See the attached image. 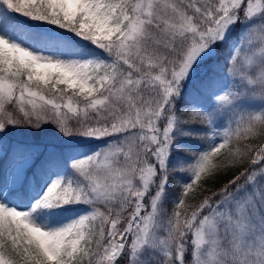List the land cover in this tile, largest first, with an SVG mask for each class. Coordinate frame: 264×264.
<instances>
[{
    "label": "snow or ice",
    "instance_id": "snow-or-ice-1",
    "mask_svg": "<svg viewBox=\"0 0 264 264\" xmlns=\"http://www.w3.org/2000/svg\"><path fill=\"white\" fill-rule=\"evenodd\" d=\"M260 132L264 0H0V264H264V145L184 199Z\"/></svg>",
    "mask_w": 264,
    "mask_h": 264
},
{
    "label": "trees",
    "instance_id": "trees-1",
    "mask_svg": "<svg viewBox=\"0 0 264 264\" xmlns=\"http://www.w3.org/2000/svg\"><path fill=\"white\" fill-rule=\"evenodd\" d=\"M17 18L19 17V14H14ZM7 110L12 112L14 115H18L15 107L12 105L7 106ZM184 118H189L187 113L184 114ZM74 123V121H73ZM52 125H45L42 130L37 131L36 129H28L26 126L18 129H11L8 131V135H14L17 137H30L35 138L37 137L41 132L48 130L52 128ZM259 146L264 145V132H260L255 136H241L239 139H236L235 137L230 142L228 149H222L221 153L214 158V163L220 165L221 167L217 169V172L215 175L211 176L210 178H204L202 179L197 186H195L192 190L189 191V194L184 197L185 199V205L187 206V210L190 212L194 210L195 205H197L203 196L211 195L212 192L216 191L218 188H220L223 184L227 183L228 180H230L235 174H237L239 171H242L243 168L248 167L247 157H251L254 155V152H248L245 157V162L243 164H233L232 160L235 159V157L229 155V150L232 152H235L237 149H240L243 151L247 146ZM3 153H0V156ZM12 160L10 154H6L5 160L0 163L1 168H3L4 163L6 160ZM180 179L179 176L173 177L172 182H175V180ZM178 189H170V192L175 193L178 192ZM174 205L172 203H165V208L171 212L173 210ZM183 211V209H180Z\"/></svg>",
    "mask_w": 264,
    "mask_h": 264
},
{
    "label": "rangeland",
    "instance_id": "rangeland-1",
    "mask_svg": "<svg viewBox=\"0 0 264 264\" xmlns=\"http://www.w3.org/2000/svg\"><path fill=\"white\" fill-rule=\"evenodd\" d=\"M6 144H14L17 142H23V143H39L41 145H54L58 148L63 147L65 145V141L61 140L57 133L55 132L54 128H50L48 130H45L43 132H41L37 137L35 138H30V137H17L14 135H8L6 137ZM72 143L76 144L77 146H81L83 150L87 151L88 149L91 148H95L98 146V142H89V143H82L79 139L73 141ZM6 154H2L0 156V163L3 162L5 160ZM21 160V157L19 155H17V157L15 158V161L12 160H6L4 163L3 168H1L0 166V186H2L3 181L5 179V177L7 176L8 171L10 170V168L13 166V163L15 162L16 164H19ZM165 207V205H164ZM103 210V209H102ZM74 212H69L66 215H73ZM191 259V255L190 252L186 255V260H190ZM121 264H123V261H121Z\"/></svg>",
    "mask_w": 264,
    "mask_h": 264
}]
</instances>
